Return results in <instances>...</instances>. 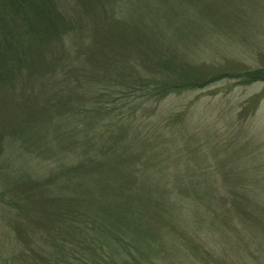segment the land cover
Returning a JSON list of instances; mask_svg holds the SVG:
<instances>
[{"label": "trees", "instance_id": "16d2710c", "mask_svg": "<svg viewBox=\"0 0 264 264\" xmlns=\"http://www.w3.org/2000/svg\"><path fill=\"white\" fill-rule=\"evenodd\" d=\"M138 3L0 0V155L8 143H18L29 160H66L44 177L23 172L0 190V244L17 251L14 259L24 257L18 264H61L57 253L47 250L66 242L72 245L67 264H118L116 258L122 264H153L175 255L186 259L188 244L203 249L211 246L209 238L218 244L215 233L229 236L236 248L245 243L244 228L228 216H217L216 208H225L219 206V188L200 181L211 172L190 165L169 169L163 133L155 129L144 136L131 122L127 128L119 121L125 113L121 105L129 99L158 103L173 92L202 86L198 73L150 75L168 61L161 50L150 59L141 47L155 48L163 35L141 33L139 25L133 29L129 22L167 18ZM126 4L133 11H126ZM127 37H137L136 44L122 55L120 43ZM133 54L138 64L123 58ZM90 60L101 68L94 70ZM236 74L244 83L264 82V67ZM16 114L18 122L12 120ZM179 133L165 132L170 138ZM145 195L156 223L151 232H157L161 247H154L153 255L150 231L140 229L136 216ZM41 212L55 214L56 224L60 216L65 236L51 229L30 230L41 221ZM169 227L185 240L169 235ZM254 238L258 241L257 234ZM218 246L226 250V245ZM11 262L0 259V264Z\"/></svg>", "mask_w": 264, "mask_h": 264}, {"label": "rangeland", "instance_id": "374dc122", "mask_svg": "<svg viewBox=\"0 0 264 264\" xmlns=\"http://www.w3.org/2000/svg\"><path fill=\"white\" fill-rule=\"evenodd\" d=\"M140 1L150 13L162 12L167 18L153 23L129 22L133 29L134 23L139 25L141 33L157 31L163 35L155 48L151 44L150 48L141 47L150 59L156 58L155 50H161L168 61L163 67L150 62L158 67L149 71L150 75L156 71L171 74L175 70L185 77L198 73L202 86L173 92L158 103H148L143 98L129 99L121 105L125 113L119 121L127 128L131 122L144 136L155 129L158 134L163 133L169 169L174 166L185 169L190 165L211 172L213 176L200 181L220 190L219 206L223 204L225 208H216L218 218L228 216L236 227L246 230L245 243L238 248L229 236L215 233L217 243L226 245V250L209 238L211 246L206 244L203 249L196 243L188 244L186 259L175 255L154 260L153 264H264V82L244 83L236 74L264 67V0H139L138 6ZM126 11H133V7L127 5ZM136 38L121 40L119 53L132 51ZM123 58L138 64L135 54ZM90 66L99 70L102 64L90 60ZM212 73L224 74L212 80ZM12 120L18 122L17 114ZM172 129L180 132L176 138L165 134L171 135ZM19 150L18 143L15 147L8 143L0 155V190L8 188L23 172L44 177L57 166L66 165L62 157L29 160ZM148 186L145 181V191L150 194ZM139 203L138 226L150 231V255H153L154 247L158 250L161 247L155 241L157 232H151L156 231V223L150 196H142ZM26 214L23 212L22 216ZM42 214L39 224L30 225V230L51 229L65 236L62 231L66 225L60 216L56 224L55 214ZM167 233L181 239L175 229L169 227ZM71 246L66 242L62 247L48 249L47 253L56 252L58 262L67 264L65 257L72 252ZM4 251L9 254L5 255ZM16 255L11 245L0 244V259L8 258L11 264L23 263L24 257L14 259ZM116 261L122 264V260L116 258Z\"/></svg>", "mask_w": 264, "mask_h": 264}]
</instances>
